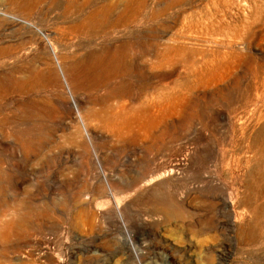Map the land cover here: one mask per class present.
Returning a JSON list of instances; mask_svg holds the SVG:
<instances>
[{
    "label": "rangeland",
    "instance_id": "1",
    "mask_svg": "<svg viewBox=\"0 0 264 264\" xmlns=\"http://www.w3.org/2000/svg\"><path fill=\"white\" fill-rule=\"evenodd\" d=\"M21 2L0 264H264V0Z\"/></svg>",
    "mask_w": 264,
    "mask_h": 264
},
{
    "label": "bare ground",
    "instance_id": "2",
    "mask_svg": "<svg viewBox=\"0 0 264 264\" xmlns=\"http://www.w3.org/2000/svg\"><path fill=\"white\" fill-rule=\"evenodd\" d=\"M21 1H22V0H10V2H11L10 4L13 5V6H16V7H17L18 5H21V4L24 3V2L22 3ZM68 1H69V3H71V0H68ZM72 1H74V0H72ZM31 2H33V1H31ZM109 2H110V1H109ZM69 3H67V4H69ZM34 4H35V3H34ZM103 4H104V3H102V6H103ZM28 5H30V4H28ZM71 5H72V4H71ZM104 5H106L107 8H110V7L114 6L112 3H111V4H109V3H105ZM25 6H27V4H25ZM32 6H33V5H32ZM69 6H70V5H67L66 7H69ZM102 6H101V7H102ZM29 7H31V6H29ZM29 7H27V8H29ZM98 7H99V6H98ZM19 8H20V6H19ZM21 8H22V6H21ZM63 8H64V7H63ZM102 8H104V7H102ZM102 8H101V9H102ZM71 9H72V8H71ZM96 10H98V8H95V11H96ZM99 10H100V9H99ZM104 10H105V9H104ZM29 11H30V9H29ZM71 11H72V10H71ZM95 11L93 10L94 13H95ZM98 12H99V11H98ZM102 13H103V10H102ZM68 14H69V13H68ZM100 14H101V12H100ZM65 15H66V14H65ZM92 15H93V14H92ZM88 16H90V14H89ZM99 16H102V14L99 15ZM67 17H68V16H67ZM95 17H97V16H95ZM95 17H93V18H95ZM102 17H103V16H102ZM89 18H90V17L85 18L86 22H87V19H89ZM25 19H26V18H25ZM82 19H83V18H82ZM98 19H99V18H97L96 20L98 21ZM26 20H27V19H26ZM26 20H24V22H26L27 24H30V23L27 22ZM85 20H84V21H85ZM99 20H100V19H99ZM79 21H80V20H79ZM84 21H83V22H84ZM94 21H95V20H94ZM97 21H95V22H97ZM73 23H75V22H72V24H73ZM77 23H78V25L80 24L79 22H77ZM78 25H76V26L78 27ZM71 26H72V25H71ZM244 123H246V120H245ZM244 123H242V124H244ZM242 129H243V128H242ZM242 133H243V132H242ZM183 160H184V158H183ZM183 160H182V161H183ZM178 161H181V160H177L176 162H178ZM158 170H159V169H158ZM161 171H162V170H161ZM157 172H158V171H157ZM165 172H166V171H165ZM173 172H174L173 170H171L170 172L168 171V172L165 173V175H166V176L168 175L167 178L169 177V175L173 177V175H174ZM160 173H161V172H160ZM174 173H175V172H174ZM162 174H163V173H162ZM144 175H145V173H144ZM157 175H158V174H157ZM165 175H164V176H165ZM166 176H165V178H166ZM158 178H160V177H158ZM161 178H163V175H162ZM137 180H138V178H137ZM147 180H148V179H147ZM153 180H154V178H153ZM140 181H141V180H140ZM140 181H139V182H140ZM142 181H143V180H142ZM142 181H141V182H142ZM145 182H146V180H145ZM135 184H136V183H135ZM247 188H248V187H247ZM249 190H250V189H249ZM249 190H248V192H249ZM255 207H256V206H255ZM262 209H263V208H262ZM262 209H261V210H262ZM261 212H263V211H261ZM262 215H263V214H261V216H262Z\"/></svg>",
    "mask_w": 264,
    "mask_h": 264
}]
</instances>
